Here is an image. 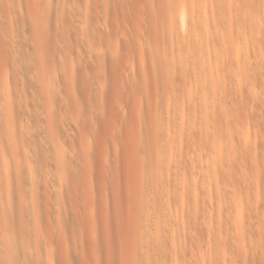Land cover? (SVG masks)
Segmentation results:
<instances>
[{
  "label": "rangeland",
  "instance_id": "1",
  "mask_svg": "<svg viewBox=\"0 0 264 264\" xmlns=\"http://www.w3.org/2000/svg\"><path fill=\"white\" fill-rule=\"evenodd\" d=\"M0 6V264H264V0Z\"/></svg>",
  "mask_w": 264,
  "mask_h": 264
},
{
  "label": "bare ground",
  "instance_id": "2",
  "mask_svg": "<svg viewBox=\"0 0 264 264\" xmlns=\"http://www.w3.org/2000/svg\"><path fill=\"white\" fill-rule=\"evenodd\" d=\"M0 7H1V6H0ZM3 81H4V80H3ZM6 81H7V80H6ZM3 83H4V82H3ZM3 83H2L1 88H2L3 86H5ZM14 85H15V84H14ZM9 86H10V84H9ZM3 88H4V87H3ZM3 90H4V89H3ZM6 90H7V89H6ZM6 90H5V91H6ZM0 91H1V90H0ZM9 91H10V89H9ZM9 91H7V92L10 93L11 91H10V92H9ZM12 93H13V92H12ZM0 94H1V93H0ZM4 94H5V93L3 92V95H4ZM3 95H1V96H3ZM6 95H7V93H6ZM6 95H4L5 98H6ZM1 96H0V98H1ZM4 96H3V97H4ZM11 96H13V95H11ZM3 97H2L1 99H3ZM13 97H14V96H13ZM16 97H17V96H16ZM5 98H4V99H5ZM8 98H9V99H8ZM10 98H12V97H10V95H9V97L7 96V99H6V100H7V101L9 100L8 102H10ZM14 99H15V97H14ZM11 100L14 101L13 99H11ZM0 101H1L0 103L2 104V100H0ZM4 101H5V100H4ZM17 101H18V99L16 98V104H15V108H14V109H17V107H16V105H17ZM14 103H15V102H14ZM11 104L13 105L12 102H10V105H11ZM30 104H31V103H30ZM5 105H6V102H4V105H3V106H5ZM10 105H7V107L9 106L8 108H9V109H12V107H11ZM29 106H30V105H29ZM29 106H28V107H29ZM13 107H14V106H13ZM22 107H23V106H22ZM32 107H33V106H32ZM32 107H31V108H32ZM1 108H2V107H1ZM1 108H0V110H1V112H3V110H2ZM26 108H27V107H26ZM5 109H6V108H5ZM25 110H26V109H25ZM4 111H5V110H4ZM13 111H14V112H11V113H15L16 110H13ZM5 113H6V112H5ZM8 113L10 114V112H8ZM8 113H7V114H8ZM0 114H1V113H0ZM15 115H16V116H15ZM21 115H22V114H21ZM1 116H3V114H2ZM14 116H15V117H14ZM16 117L18 118V113H17V114H16V113L13 114V117L11 116L10 118H11V120H12V118H16ZM0 118H1V117H0ZM2 118H3V117H2ZM4 120H5V118H3V120H2L3 122H2V123L5 122L6 127H8V126H9V124H8V126H7V123H8V122H7L6 120H5V121H4ZM15 120H16V119H14V121H15ZM14 121H11L10 124H11V125H12V124L14 125V123H15L14 126H18V125H16V124L19 123V120H18V123H17V122H14ZM16 121H17V120H16ZM0 122H1V121H0ZM12 122H13V123H12ZM25 124H26V123H25ZM2 125H4V124H2ZM11 125H10V126H11ZM13 125L11 126L12 129H14V128H13V127H14ZM10 126H9V127H10ZM22 126H23V125H22ZM4 128H5V127H4ZM4 128H3V129H4ZM15 128H16V127H15ZM9 130H10V129H9ZM16 130H17V129H16ZM13 132L15 133L16 131H13V130H12V133H13ZM3 133H4V131H3ZM5 133H6V132H5ZM4 135H5V134H4ZM13 135H14V134H13ZM6 136H8V137H12V136H9V134H8V135L6 134ZM6 136H5V137H6ZM1 137H2V138H1ZM1 137H0V138H1V139H0V140H1L0 143L2 142L3 135H2ZM5 137H4V139H5ZM6 138H7V137H6ZM14 138H15V137H14ZM17 138H18V137H17ZM28 138H29V137H28ZM7 140H8V142H9L10 139L8 138V139L4 140V142L1 143V144H4V145H1V146H0L1 148H2V146L5 147V142H6ZM17 140H18V139H17ZM28 140H29V139H28ZM18 141H19V140H18ZM30 141H31V140H30ZM8 142H6V144H7ZM9 143H10V142H9ZM17 143H18V142H17ZM12 144H14V143L12 142ZM12 144H11V145H12ZM9 145H10V144H9ZM9 145H8V146H9ZM8 146H6L4 149H7ZM12 146H13V145H12ZM12 146H11V147H12ZM11 147H10V148H11ZM33 147H34V146H33ZM1 148H0V149H1ZM20 148H21V147H20ZM4 149H2V150H4ZM21 149H23V148H21ZM32 149H33V148H32ZM17 150L19 151V149H17ZM0 151H1V150H0ZM7 151H8V149H7ZM28 151H29V150H28ZM9 152H11L10 149H9ZM19 152H21V151H19ZM31 152H32V151H31ZM0 153H1V152H0ZM2 153H6V152L3 151ZM6 154H7V153H6ZM6 154H5V160L3 161L4 165H5L6 161H9V160L6 158L8 154H7V155H6ZM10 155H11V154H10ZM20 155H21V154H20ZM27 155H28V154H27ZM32 156H33V155H32ZM26 157H28V156H26ZM29 157H30V156H29ZM0 158H1V160H2V158H4V156L2 157V155L0 154ZM8 158H9V157H8ZM20 158H21V157L19 156V159H20ZM31 158H32V157H31ZM33 158H34V157H33ZM33 158H32V159H33ZM11 159H12V156H10V160H11ZM22 159H23V158H22ZM27 159H29V158H27ZM1 160H0V161H1ZM12 161H13V159H12ZM16 161H17V160H16ZM25 161H26V160H25ZM25 161H24V162H25ZM28 161H30V159H29ZM28 161H26V162H28ZM31 161H32V160H31ZM17 162H18V161H17ZM17 162H16V163H17ZM19 162H20V161H19ZM19 162H18V163H19ZM26 162H25V163H26ZM33 162H34V161H33ZM3 163L0 162V165L3 164ZM13 163H14V161H13ZM9 164H12V162L10 163V161H9ZM14 164H15V163H14ZM20 164H21V162H20ZM4 165H2V167H0V182H1V183H0V190L3 188V185H4V187H5V188H4L5 191L3 192L5 196L3 195L2 190L0 191V205H1V206H0V216L4 218L5 225L7 224L6 228H7V229H8V228H9V229L12 228V229H13L12 226H14V225H12V223H11V221H10V220L12 219V217H11L12 215H10V214H11L10 211H13V213L17 211L16 209H14V208H15L14 205L17 204V203L15 204L14 201H15V202H18V201H19V200L15 199V198H17L19 195H21L20 191H17V190H19V189L21 188V187L19 188L18 186H19V185H22L23 182H22L21 184H18V182H19V183L21 182V180L18 178V176L21 175V174H20L21 172H20L19 174L15 173V171L18 170V168H17V169L15 168L16 170L14 171V169L11 167V165L8 166V165L6 164V166L10 167V168H9L10 171H9V169H8V167H7V168H6V171H9V172H6V171H3V168H4L3 166H4ZM21 165H23V164H21ZM25 165L28 166V163H26ZM29 165H30V166H28V167L26 166V167L28 168L27 172H29V171H30L29 168L32 167L31 164H30V162H29ZM6 166H5V167H6ZM13 167H14V166H13ZM33 167H34V166H33ZM33 167H32V168H33ZM1 168H2V169H1ZM22 168H23V166H22ZM7 169H8V170H7ZM19 169H20V168H19ZM1 170H2V171H1ZM12 170L14 171L15 174H13V172H11ZM24 170H25V168H24ZM22 171H23V170H22ZM31 171H32V169H31ZM10 172H11L12 175H17V179H18V180L16 179V176H12V175H11V177H9L8 175H10ZM17 172H19V171H17ZM32 172H35V171H32ZM32 172H29V173L32 174ZM8 173H9V174H8ZM25 174H26V173H25ZM27 176H28V175H27ZM32 176H33V174H32ZM12 177H14L16 181H18V182H16V181L14 180L15 183H17V184H15L14 182L12 183V182L9 180V178L12 179ZM30 177H31V175L29 176V180H30L31 178L34 180V178H33L34 176L31 177V178H30ZM14 178H13V179H14ZM27 178H28V177H27ZM13 179H12V181H13ZM19 180H20V181H19ZM24 181H25V180H24ZM6 182H7V183H6ZM26 182H27V180H26ZM28 182H29L30 185H31V183L33 184L32 180H31V183H30V181H28ZM12 184H14V186H12V187L15 189V186H16V189H17V190H15L14 192H17V193L19 192V195L17 194L18 196H17L16 193H15V195H16L17 197L13 196V193H12L13 190L11 189V185H12ZM1 185H2V186H1ZM30 185H29V186H30ZM33 185H34V184H33ZM33 185H31L30 187L32 188ZM24 186H25V185H24ZM24 186H23V187H24ZM1 187H2V188H1ZM23 187H22V188H23ZM35 187H36V185H35ZM18 188H19V189H18ZM11 190H12V191H11ZM20 190H22V189H20ZM27 191H28V190H27ZM31 192H32V190H31ZM31 192H29V193H31ZM11 193H12V194H11ZM26 194H27V193H26ZM10 195H11V196H10ZM27 196H28V195H27ZM10 197H14V198L12 199V202H9V201L7 200V199L9 198L10 201H11V198H10ZM4 199H5V200H4ZM13 200H14V201H13ZM31 200H32V199H31ZM21 201H22V200H21ZM34 201H35V200H34ZM27 203H28V202H27ZM30 203H31V202H30ZM10 204H14L13 206H12V205L10 206V207H12V208H11L12 210H11L10 207H9ZM7 205H8V206H7ZM6 206H7V209H6ZM28 206H29V205H28ZM30 206H31V205H30ZM30 206H29V207H30ZM9 209H10V211H9ZM28 211H29V210H28ZM30 211H31V210H30ZM35 212H36V211H35ZM13 213H12V214H13ZM19 213H21V212H19ZM15 214H16V213H15ZM15 214H13V216H14ZM31 214H32V213H31ZM17 215H18V214H17ZM29 216H30V215H29ZM1 217H0V218H1ZM14 217H15V216H14ZM14 217H13V220H14ZM18 217H19V216H18ZM7 218H10V219H7ZM31 218H32V216H31ZM0 220H3V219H0ZM6 222H9V223L11 224V226H9L10 224H8V223H6ZM16 222H17V221H16ZM13 223H14V222H13ZM18 223H19V222H18ZM14 224H15V223H14ZM5 225H4V226H5ZM8 226H9V227H8ZM15 226H17V225L15 224ZM15 226H14V229H13L14 231L11 229V230L13 231V233H14L15 231L17 232V230L15 229ZM2 228H3V227H2ZM17 228H18V227H17ZM20 228H21V227H20ZM9 229H8V231H9V233L11 234V231H10ZM6 231H7V230H6ZM4 232H5V231H4ZM16 232H15V233H16ZM7 233H8V232H7ZM13 233H12V234H13ZM15 233H14V234H15ZM17 233H18V232H17ZM17 233H16V235H17ZM18 234H19V233H18ZM8 235H9V234H8ZM9 236H10V235H9ZM10 237H11V236H10ZM19 237H20V236H19ZM11 238H13V237H11ZM14 238H16V237H14ZM4 239H5V238H4ZM7 239H10V238H7ZM17 239H18V238H17ZM20 239H21V238H20ZM23 239H24V238H23ZM15 240H16V239H15ZM13 243H14V242H13ZM5 251H6V250H5ZM0 253H1V252H0Z\"/></svg>",
  "mask_w": 264,
  "mask_h": 264
}]
</instances>
